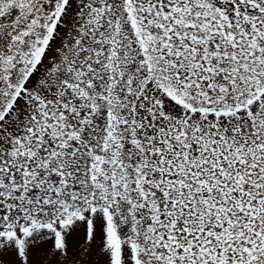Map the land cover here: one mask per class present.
<instances>
[{"label":"snow or ice","instance_id":"1","mask_svg":"<svg viewBox=\"0 0 264 264\" xmlns=\"http://www.w3.org/2000/svg\"><path fill=\"white\" fill-rule=\"evenodd\" d=\"M0 264H264V0H0Z\"/></svg>","mask_w":264,"mask_h":264}]
</instances>
